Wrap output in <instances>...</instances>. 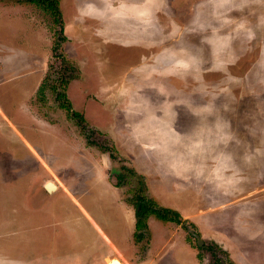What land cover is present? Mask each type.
I'll use <instances>...</instances> for the list:
<instances>
[{"label": "rangeland", "instance_id": "1", "mask_svg": "<svg viewBox=\"0 0 264 264\" xmlns=\"http://www.w3.org/2000/svg\"><path fill=\"white\" fill-rule=\"evenodd\" d=\"M53 2L0 0V264H264V0ZM137 175L203 248L133 244Z\"/></svg>", "mask_w": 264, "mask_h": 264}, {"label": "trees", "instance_id": "2", "mask_svg": "<svg viewBox=\"0 0 264 264\" xmlns=\"http://www.w3.org/2000/svg\"><path fill=\"white\" fill-rule=\"evenodd\" d=\"M18 1H25L31 4H36V2L37 3L43 2L45 4L44 5L45 7H49L59 16V18H56V21L58 24H60L59 10L56 4H54L53 2L55 0H18ZM66 85H67V81H65L63 78L59 80L58 85H52V86H50L49 84H47L46 81H44L38 89L39 95L43 98L44 97L43 93L45 92V90L50 89L54 93V97H55L54 99L57 102V106L59 107V109L65 111L66 117L75 123L79 131H84L85 130L84 118L82 114L73 110L72 104L70 100L67 98V95L65 93ZM99 149L100 151H103L104 153L107 152V149L105 148L99 147ZM108 153L110 155V152ZM153 204L154 203L152 201L144 199L143 197H137L134 201V207L136 210L135 211V219H136L135 220V232H134L135 241H139L143 238L142 232L143 230L146 229L145 220L149 214H152L161 220L167 219L166 214L168 211L155 210V207L153 206ZM205 248L208 249V247H205ZM215 264H221V263L218 260H216ZM229 264H232V263L229 262Z\"/></svg>", "mask_w": 264, "mask_h": 264}, {"label": "flooded vegetation", "instance_id": "3", "mask_svg": "<svg viewBox=\"0 0 264 264\" xmlns=\"http://www.w3.org/2000/svg\"><path fill=\"white\" fill-rule=\"evenodd\" d=\"M78 112V111H77ZM109 154V153H108ZM132 170V169H131ZM132 172H134L132 170ZM120 172H117V177H118V181L121 182L123 180L122 178V175L119 174ZM139 181H137L140 185L139 189L137 191H135L134 195L131 197V200H126V202L132 206L133 208V215H134V218H135V207H134V201L137 197H143L144 199H147V200H150L152 201L154 204L153 206L155 207V210H164V211H168L167 214H166V220H161L159 218H157L156 216L152 215V214H149L145 220V224H146V229L143 230L142 232V235H143V238L139 241H135L134 239V234H133V244H139L141 247L143 246V244H146L144 250H143V253H146L148 251V248H147V244H149V234L151 233L150 229H149V226H148V220H152L154 222H156L159 226H164V225H175L176 229L177 230H184L185 233H186V236L189 237V238H194L196 239L193 235L197 236L199 238V235L201 234L199 229H198V226H196V223L193 222L190 218L188 217H184L186 219L183 220L182 218V214L180 209L177 208V207H168L166 206V203L164 204H160V202H158L157 200H155V198L149 193V190L146 188V184H145V179L144 177L142 176H139ZM116 177V179H117ZM54 183V182H53ZM56 185V184H55ZM121 185L122 183H119V184H114L113 186H115L116 188H121ZM59 190V187L58 189ZM56 190V191H57ZM70 190V189H69ZM71 191V190H70ZM46 192V191H45ZM142 192V193H141ZM47 193V192H46ZM169 219V220H168ZM136 220V219H135ZM185 220H190V227L193 228L195 230V233L192 232L188 227V225H185ZM135 225V223H134ZM188 226V227H187ZM164 228V227H162ZM167 228H170V227H167ZM134 230H135V226H134ZM169 231V230H168ZM150 232V233H149ZM191 232L193 233V235L191 234ZM201 238H199L200 240ZM197 241V240H196ZM198 248H203V246H197ZM197 248V249H198ZM226 252V251H224ZM227 253V252H226ZM228 254V253H227ZM229 258V257H228ZM119 260V259H118ZM120 262V261H119ZM229 262H231V260H229ZM232 263V262H231ZM233 264V263H232Z\"/></svg>", "mask_w": 264, "mask_h": 264}, {"label": "water", "instance_id": "4", "mask_svg": "<svg viewBox=\"0 0 264 264\" xmlns=\"http://www.w3.org/2000/svg\"><path fill=\"white\" fill-rule=\"evenodd\" d=\"M43 188L48 194H51L57 190V186L55 185V183H53L51 181H47L43 185ZM191 234L193 235L192 232H191ZM193 236L196 238L198 246H201L202 245L201 240H199V238L197 236H195V235H193ZM107 264H120V262L116 258H112L111 260L108 261Z\"/></svg>", "mask_w": 264, "mask_h": 264}, {"label": "crops", "instance_id": "5", "mask_svg": "<svg viewBox=\"0 0 264 264\" xmlns=\"http://www.w3.org/2000/svg\"><path fill=\"white\" fill-rule=\"evenodd\" d=\"M56 186H57V185H56ZM57 189H58V186H57ZM151 195H152L154 198H155V196H156L155 194H151ZM163 204H164V203H163ZM171 207H175V206L171 205ZM116 213H117V212H116ZM187 217L190 218L193 222H195V223L198 225V227L201 226V224H199V222L195 221L194 218H193L192 216H187ZM155 224H157V223L151 220V224H150L149 226H153V225H155ZM157 225H158V224H157ZM99 227H100V226H99ZM100 228H101V227H100ZM158 228H162V227L158 225ZM151 232H153V231L151 230ZM174 234H175V233H174ZM153 237H154V235H153ZM254 237H257V236L254 235ZM212 240H213V239H212ZM254 240H256V239H254ZM180 247H181V246H180ZM225 251H226V250H225ZM226 252H227V251H226ZM228 252L230 253V251H228ZM228 252H227V253H228ZM229 253H228V254H229ZM116 259H117V258H116ZM117 260H118V259H117ZM231 260H232V259H231ZM118 261H119V260H118ZM232 261H233V260H232ZM120 264H121V262H120Z\"/></svg>", "mask_w": 264, "mask_h": 264}]
</instances>
